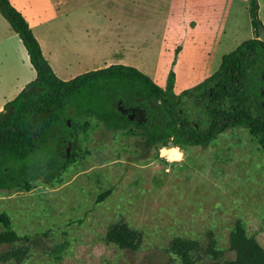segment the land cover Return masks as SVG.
<instances>
[{
  "label": "rangeland",
  "instance_id": "rangeland-1",
  "mask_svg": "<svg viewBox=\"0 0 264 264\" xmlns=\"http://www.w3.org/2000/svg\"><path fill=\"white\" fill-rule=\"evenodd\" d=\"M200 3L206 5L204 0ZM216 9L213 19L219 20V28L226 26L225 12L218 4ZM191 11L188 3L187 14ZM233 18L228 37L201 43L198 54L193 58L185 54L178 68L212 75L224 55L255 37L246 7L236 3ZM10 32L0 14V39ZM184 44L178 42L174 48L175 73ZM183 107L191 120L201 121L203 127L209 124L205 110L193 100L186 99ZM73 123L79 131L78 144L70 148L74 161L59 177L50 183L36 181L30 191L0 190V212L11 217L22 239L16 246L27 244L25 237L37 241L21 264H168L173 238L206 243L210 231L226 257L233 259L229 234L238 219L264 247V151L248 129L232 128L205 148L188 146L181 151L172 145L149 149L144 133L114 130L94 116ZM165 148L173 156L172 150L178 148L183 160L170 162L162 156ZM102 195L106 196L100 201ZM119 222L143 233L137 251L108 239L109 229ZM11 247L0 244V255ZM199 263L224 264L209 256Z\"/></svg>",
  "mask_w": 264,
  "mask_h": 264
},
{
  "label": "trees",
  "instance_id": "trees-1",
  "mask_svg": "<svg viewBox=\"0 0 264 264\" xmlns=\"http://www.w3.org/2000/svg\"><path fill=\"white\" fill-rule=\"evenodd\" d=\"M248 4L255 37L224 55L220 68L211 76L177 94L174 69L165 87L124 64H111L71 80L60 78L22 12L11 0H0V14L21 38L37 72L0 112V190L30 191L36 181L50 183L59 177L74 161L70 148L78 144L79 131L73 121L86 116H94L114 130L144 133V145L149 149L170 145L183 150L188 146L205 148L221 133L240 127L248 129L264 151L263 24L259 0H248ZM176 52L177 56L180 49ZM186 99L205 110L209 118L206 127L189 118L183 107ZM0 228V244L12 246L0 255V261L21 264L37 241L25 237L27 244L16 246L22 239L4 212H0ZM107 236L131 251H137L143 242V233L125 222L111 226ZM206 239L205 243L173 238L168 264H200L203 256L224 264H264V247L247 234L239 219L229 234L233 259L226 257L214 232H208Z\"/></svg>",
  "mask_w": 264,
  "mask_h": 264
},
{
  "label": "crops",
  "instance_id": "crops-1",
  "mask_svg": "<svg viewBox=\"0 0 264 264\" xmlns=\"http://www.w3.org/2000/svg\"><path fill=\"white\" fill-rule=\"evenodd\" d=\"M204 1L206 5L200 0H11L64 80L111 64H124L138 68L165 87L174 48L178 42H185L175 65L177 94L211 75L199 76L202 71L178 68L185 54L193 58L201 43L220 35L228 37L236 3L246 7L250 16L248 0ZM188 3L194 9L189 14ZM216 4L227 17V25L223 23L221 28L219 20L213 19ZM259 4L264 27V0ZM36 77L24 43L11 29L0 39V112Z\"/></svg>",
  "mask_w": 264,
  "mask_h": 264
},
{
  "label": "clouds",
  "instance_id": "clouds-1",
  "mask_svg": "<svg viewBox=\"0 0 264 264\" xmlns=\"http://www.w3.org/2000/svg\"><path fill=\"white\" fill-rule=\"evenodd\" d=\"M172 153H174V156L168 152H162V156L169 157L170 162H180L183 160V154L179 152L178 148L173 149Z\"/></svg>",
  "mask_w": 264,
  "mask_h": 264
},
{
  "label": "water",
  "instance_id": "water-1",
  "mask_svg": "<svg viewBox=\"0 0 264 264\" xmlns=\"http://www.w3.org/2000/svg\"><path fill=\"white\" fill-rule=\"evenodd\" d=\"M260 39L264 40V27L263 26L260 29ZM131 117L133 118V115Z\"/></svg>",
  "mask_w": 264,
  "mask_h": 264
},
{
  "label": "bare ground",
  "instance_id": "bare-ground-1",
  "mask_svg": "<svg viewBox=\"0 0 264 264\" xmlns=\"http://www.w3.org/2000/svg\"><path fill=\"white\" fill-rule=\"evenodd\" d=\"M162 152H168V153H170V149L169 148H165V149L162 150ZM179 152H180V150H179ZM180 153H182V152H180ZM164 158H167L169 160V157H167V156H164Z\"/></svg>",
  "mask_w": 264,
  "mask_h": 264
}]
</instances>
